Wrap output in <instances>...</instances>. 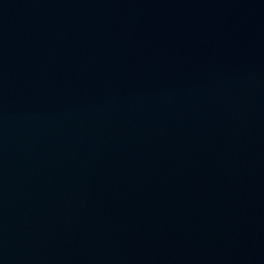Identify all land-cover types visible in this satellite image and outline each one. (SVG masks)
<instances>
[{
	"label": "water",
	"instance_id": "water-1",
	"mask_svg": "<svg viewBox=\"0 0 264 264\" xmlns=\"http://www.w3.org/2000/svg\"><path fill=\"white\" fill-rule=\"evenodd\" d=\"M95 0H0V264H154Z\"/></svg>",
	"mask_w": 264,
	"mask_h": 264
}]
</instances>
